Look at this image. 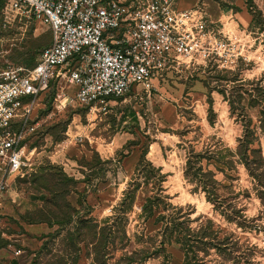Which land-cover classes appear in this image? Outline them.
<instances>
[{"label":"rangeland","instance_id":"374dc122","mask_svg":"<svg viewBox=\"0 0 264 264\" xmlns=\"http://www.w3.org/2000/svg\"><path fill=\"white\" fill-rule=\"evenodd\" d=\"M255 10L247 58L233 69H171L92 104L66 80L43 91L26 121L30 165L0 191V264H264V202L237 155L250 123L264 160ZM51 41L48 25L0 2V64L32 67Z\"/></svg>","mask_w":264,"mask_h":264},{"label":"built area","instance_id":"2783aa9c","mask_svg":"<svg viewBox=\"0 0 264 264\" xmlns=\"http://www.w3.org/2000/svg\"><path fill=\"white\" fill-rule=\"evenodd\" d=\"M9 1L20 15L48 25L52 41L32 67L0 64V191L30 165L26 121L52 81L73 83L76 100L92 104L123 97L171 69H233L251 46L224 33L203 6L180 8L179 0Z\"/></svg>","mask_w":264,"mask_h":264},{"label":"crops","instance_id":"0c3cea01","mask_svg":"<svg viewBox=\"0 0 264 264\" xmlns=\"http://www.w3.org/2000/svg\"><path fill=\"white\" fill-rule=\"evenodd\" d=\"M256 9L264 6V0H253ZM201 0H179L180 8H192L199 5ZM234 6L221 7L210 4L207 10L211 20L215 21L217 26L226 34H234L239 36L243 41L252 43V33L255 30L253 22V14L243 0H236Z\"/></svg>","mask_w":264,"mask_h":264},{"label":"trees","instance_id":"16d2710c","mask_svg":"<svg viewBox=\"0 0 264 264\" xmlns=\"http://www.w3.org/2000/svg\"><path fill=\"white\" fill-rule=\"evenodd\" d=\"M2 0H0L1 2ZM252 4L249 6V10L253 14V22H255L256 17V8ZM56 81H52L50 83V86L55 83ZM261 129L264 133V111L261 112ZM257 131L254 127L251 126V124H245V130L243 136L239 139V144L237 147V155L239 156V159L245 164L247 170L249 171L250 175L253 177V179L256 181V185L258 186V193L261 198V201L264 202L263 197V191H264V172H263V156L261 154L262 152V146L259 143V145L256 147L255 141L258 139L256 138ZM25 140V139H24ZM206 183V181H205ZM137 188V186H136ZM135 188V190H136ZM133 191V190H132ZM153 203V198L149 197L147 200V203L144 205L145 210L149 207L150 204ZM87 227L89 229V232L93 235L97 233L95 230V224L90 222L86 223ZM81 227H85L83 224H81ZM104 234L103 231H98V233Z\"/></svg>","mask_w":264,"mask_h":264}]
</instances>
